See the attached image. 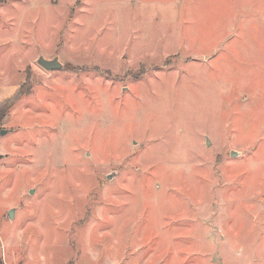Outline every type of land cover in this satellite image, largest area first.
Returning a JSON list of instances; mask_svg holds the SVG:
<instances>
[{"label": "rangeland", "instance_id": "1", "mask_svg": "<svg viewBox=\"0 0 264 264\" xmlns=\"http://www.w3.org/2000/svg\"><path fill=\"white\" fill-rule=\"evenodd\" d=\"M2 8L0 264H264V0Z\"/></svg>", "mask_w": 264, "mask_h": 264}, {"label": "water", "instance_id": "2", "mask_svg": "<svg viewBox=\"0 0 264 264\" xmlns=\"http://www.w3.org/2000/svg\"><path fill=\"white\" fill-rule=\"evenodd\" d=\"M38 64H39L40 67H42L44 70H46L48 72H51V71H59V70H62L63 69V65L59 61L58 58H54V59L49 60V59H46L44 57H40L38 59ZM1 134L2 135H5L6 134V131H2ZM234 155H236V153L235 152H232L231 153V156H234ZM108 178L111 179L112 176H109ZM8 215H9L10 218H13V216H14V210H10L9 213H8Z\"/></svg>", "mask_w": 264, "mask_h": 264}, {"label": "crops", "instance_id": "3", "mask_svg": "<svg viewBox=\"0 0 264 264\" xmlns=\"http://www.w3.org/2000/svg\"><path fill=\"white\" fill-rule=\"evenodd\" d=\"M5 5V0L0 4V15H4V13H5V10H4V8H2L3 6ZM0 34H1V32H0ZM4 58H6V57H3V58H1L0 59V62H1V66L3 67V69H5L4 71H8L11 67H13L14 69L16 68V66H14V65H12V62H11V59H9V58H12V57H8V59H5V61H6V63H7V65L9 66V68L7 67H5L4 66V63H3V59ZM18 66H20V65H18ZM10 71V70H9ZM4 74V73H3ZM7 74H8V72H7ZM4 76H7V75H5L4 74ZM2 78V77H1ZM3 80V79H2ZM1 79H0V83H1V81H2ZM16 81H14V80H9L8 82H6L5 84H3V87L4 88H6V87H10V86H12L13 87V90H15L14 91V95L16 94V92H17V90H16V88H17V83H15ZM1 88V87H0ZM13 95V96H14ZM12 96V97H13ZM12 97H10V98H12ZM10 98H8V99H10ZM8 99H5L4 98V95H3V92H2V90L0 89V104H2L3 102H5L6 100H8Z\"/></svg>", "mask_w": 264, "mask_h": 264}, {"label": "trees", "instance_id": "4", "mask_svg": "<svg viewBox=\"0 0 264 264\" xmlns=\"http://www.w3.org/2000/svg\"><path fill=\"white\" fill-rule=\"evenodd\" d=\"M2 2H3V0H0V4ZM19 96H20V94L16 93L12 98H10V99L6 100L5 102H3L2 104H0V120L4 119L5 112L7 110H9V108H11V106L16 101V99H18Z\"/></svg>", "mask_w": 264, "mask_h": 264}]
</instances>
